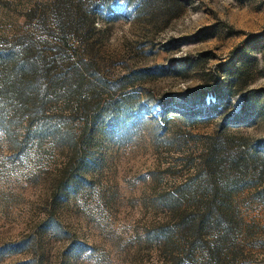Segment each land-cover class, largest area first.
<instances>
[{"label":"rangeland","instance_id":"374dc122","mask_svg":"<svg viewBox=\"0 0 264 264\" xmlns=\"http://www.w3.org/2000/svg\"><path fill=\"white\" fill-rule=\"evenodd\" d=\"M2 56L0 264H264V0H0Z\"/></svg>","mask_w":264,"mask_h":264},{"label":"trees","instance_id":"16d2710c","mask_svg":"<svg viewBox=\"0 0 264 264\" xmlns=\"http://www.w3.org/2000/svg\"><path fill=\"white\" fill-rule=\"evenodd\" d=\"M4 58H5L4 56L0 57V62L4 61L7 67L5 65H2V66H5L4 68H8L9 71L11 70L15 73V81H14L15 88L13 92L15 93L17 99L20 100V99H23V97L25 98L29 94L32 95L33 93L31 91V85L33 84V82L32 80L30 81L31 73L29 72V69H28L29 66H27L24 61L22 62V61H17L14 59L11 62V66H9V63H7L8 59L3 60ZM251 92L252 91L250 90L249 93ZM232 93H229V94H232ZM219 95H220V92L217 91V93H215L214 95V99H216V101L220 100ZM243 99H244V104L242 107L243 108L242 112H245L246 105L248 103L247 96L243 95ZM3 127H4V130L7 131V126H3Z\"/></svg>","mask_w":264,"mask_h":264}]
</instances>
